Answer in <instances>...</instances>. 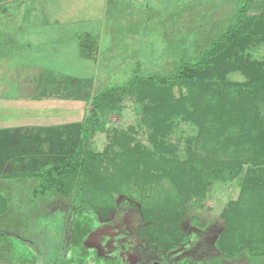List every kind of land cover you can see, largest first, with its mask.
Here are the masks:
<instances>
[{
    "label": "rangeland",
    "instance_id": "rangeland-1",
    "mask_svg": "<svg viewBox=\"0 0 264 264\" xmlns=\"http://www.w3.org/2000/svg\"><path fill=\"white\" fill-rule=\"evenodd\" d=\"M242 2L107 0L106 7L103 8V4L99 8L98 0L88 1L86 10L77 12L76 18L69 22L68 35L77 42L81 56L91 60L94 67L86 76L81 77L80 74L75 79L59 83V86L66 85L69 92L62 96L63 101H69L62 115L70 119L78 118L81 110L78 101H81L85 104L83 113L86 117L92 97L99 92L126 86L135 76H172L182 62H196L210 41L236 19L237 8ZM31 6V0H1V23L12 26L18 21L27 25L31 19ZM3 12L9 13L11 19L3 16ZM261 12H264V0H251L247 13L258 15ZM2 26L0 24V28ZM224 49L220 50L223 52L219 58L208 61V71H205L208 73H201V79L194 85L182 83L170 89H154L151 95H146V90L150 89L147 82L140 83L135 93L120 95L107 91L98 111L102 130L95 132L87 142L88 148L104 158H112L119 153L123 138L132 137L131 142L149 146V142L152 144L149 141L152 124L161 117V122L166 125L162 128L164 131H158L155 136L175 152L173 157L181 163L191 161V165L192 160L201 158L199 171L189 179L200 183L205 178L208 181L205 191H202V197L195 199L196 202L192 199L187 203L186 213L176 220L177 226L186 235L184 243L169 250L165 247L167 252H164L156 246L147 245L146 236L137 237L136 234L137 229L145 225L141 200L146 201L155 191L159 192L158 197L171 191L172 185L166 180H161L162 188L157 185L142 190L132 187L128 189V194H115L114 208L102 215L92 210L91 213L86 212L88 208H71L68 198L35 197L34 193L39 191V180L27 174L41 171L73 151L81 135V125L70 123L55 125L46 134L35 127L29 138L31 143L37 144L31 153H42L41 156H36L37 161L23 160L18 164L19 174L16 177L0 178V194L7 201L3 205L5 210H2L5 212H0V263L84 264V257L93 261L90 255L96 253L100 264H127L132 256L137 264H264V257H250L246 251L229 259L219 248L218 238L225 226L222 211L229 202L239 197L240 184L246 178L249 164L242 161L243 157L232 144H223L228 133L213 134L218 123L209 119L210 111L206 108L225 106L224 103L228 102L229 91L225 82L248 81V75L235 62L238 58L247 62H262L261 72L264 73V40H253L244 47L236 46L231 50ZM215 61L229 63V69L221 71ZM34 85L21 84L23 88ZM152 96H156L160 103L171 105L168 114L162 115L161 111L155 110L157 101ZM32 104L33 100L27 108L16 110L29 112ZM242 104L241 98L237 97L234 109ZM201 107L203 109L198 111L197 108ZM56 111L58 109L53 111V120L59 121L61 114ZM222 111L220 114L227 120L230 117L228 110L224 108ZM259 114H264V103ZM17 116L21 121V131L28 134L36 123V115L24 113ZM10 138L8 130L0 132L1 158L12 150L8 146ZM44 143L46 146H42ZM23 152L26 153V149ZM49 152L53 154L49 155ZM235 161L242 162V169L229 179ZM9 166L1 164L0 171L5 169V172L10 169ZM214 170L219 172L220 179L210 177ZM208 171H211L209 176ZM69 209L73 210L70 214ZM92 213L106 223L94 220L91 226L87 225ZM68 214L69 219L65 223L64 218ZM121 214L127 215L128 224L135 226L133 230H121L125 226L122 219L107 222L113 217L119 218ZM77 226H80L78 231ZM94 236L101 237L100 244H95ZM105 238H111L115 245L109 256L104 253Z\"/></svg>",
    "mask_w": 264,
    "mask_h": 264
},
{
    "label": "trees",
    "instance_id": "trees-1",
    "mask_svg": "<svg viewBox=\"0 0 264 264\" xmlns=\"http://www.w3.org/2000/svg\"><path fill=\"white\" fill-rule=\"evenodd\" d=\"M250 5L251 0H243L237 8L236 19L210 41L197 61L182 62L172 76H135L126 86H118L93 96L73 151L41 171L28 172L30 178L39 180V191L38 194L34 193L35 197L68 198L71 207L88 208L102 215L114 208L115 194H128V189L132 187L142 190L157 185L162 188L161 180H166L172 185L171 191L161 197H158L159 192L155 191L146 201L141 200V214L145 225L139 227L136 234L137 237L146 236L149 242L147 245L156 246V249H162L164 252L184 243L186 235L182 228L177 226L176 220L186 213V204L192 199L196 202L205 191L208 183L205 176L201 177L204 179L200 183L189 179L194 177V172L199 171L201 158L192 160L191 165V161L181 163L173 157L175 152L156 138L157 132L163 130L166 125L161 122V117L152 124L153 131L149 134L152 144L149 142V146L131 142L132 137L126 140L123 138L119 153L112 158H104L88 148L87 142L95 132L102 130L98 111L107 91L118 92L120 95L135 93L140 83L147 82L150 89L146 90V95H151L154 89H170L173 85L182 83L194 85L201 79V73H208L205 72L208 71V61L221 56L223 51L220 50H231L236 46L244 47L247 42L253 40H264V12L250 15L247 13ZM215 62L217 68L221 67V71L229 69V63ZM235 62L238 68L248 75V81L235 84L225 82L229 91L228 102H231L226 101V107L206 108L210 111L209 119L218 123L213 134L228 133L223 144H232L235 151L243 157L242 161L249 164L246 178L240 184L239 197L229 202L222 211L225 226L218 238L219 248L229 259L236 258L245 251L250 257L259 258L264 257V114H259L264 103V73L261 72L262 62H247L241 57ZM152 97L157 101L155 110L161 111L162 115L168 114L171 105L160 103L156 96ZM237 97L241 98L243 104L234 109ZM224 108L230 114L227 120L220 114ZM197 109L199 111L203 108ZM232 165L229 179L242 169V162L235 161ZM210 172H207L208 176ZM217 173L219 172L216 170L212 171L213 176L210 177L220 179ZM5 203L7 204L6 198L0 194V212H5L2 211L5 210Z\"/></svg>",
    "mask_w": 264,
    "mask_h": 264
},
{
    "label": "crops",
    "instance_id": "crops-1",
    "mask_svg": "<svg viewBox=\"0 0 264 264\" xmlns=\"http://www.w3.org/2000/svg\"><path fill=\"white\" fill-rule=\"evenodd\" d=\"M88 1L92 0H31L32 13L27 25L17 21L7 26L0 21L4 25L0 28V132L8 130L11 133L8 146L12 148L6 157H0V165L10 164V169L0 171V178L16 177L19 174L18 164L23 160L37 161L36 156H41L42 153H31L37 144L31 143L29 138L35 127L46 134L55 125H81L84 120L85 104L81 101H78L81 109L78 118L70 119L62 115L63 108L69 104V101H63L62 96L69 92L66 85L59 86V83L75 79L80 74L81 77L86 76L94 67L91 60L81 56L77 42L68 35L69 22L76 18L77 12L86 10ZM98 2L99 8L103 4V8L106 7L107 0ZM2 15L11 19L9 13L3 12ZM28 83L35 85L29 89L21 86ZM31 100L33 104L29 112H17L16 109L27 108ZM54 109L61 114L59 121L53 120ZM24 113L36 115V123L28 134L19 127L21 121L17 115ZM51 154L53 152H49ZM92 263L88 258L85 260V264Z\"/></svg>",
    "mask_w": 264,
    "mask_h": 264
},
{
    "label": "flooded vegetation",
    "instance_id": "flooded-vegetation-1",
    "mask_svg": "<svg viewBox=\"0 0 264 264\" xmlns=\"http://www.w3.org/2000/svg\"><path fill=\"white\" fill-rule=\"evenodd\" d=\"M72 208V207H71ZM70 211H73V210H70L69 209V214L71 213ZM82 212H84L85 213V211H82ZM86 212H90L91 213V211L90 210H88V211H86ZM129 213V212H128ZM69 214H68V216L66 215V217L64 218V221H65V223L68 221V219H69ZM81 214V213H80ZM81 218V217H80ZM123 220L124 221V223H125V226L124 227H122V229L121 230H124L125 228H126V230H133L134 228H135V226H133V224L131 223V224H128L129 223V221L130 220H128L127 221V215H123V214H121V216L119 217V218H116V217H113V218H111L110 220H108L107 222H109V221H117V220ZM94 220H98L99 222H102V223H106L105 221H102V220H99V219H97L95 216H94V214L92 213V215H90V217H89V219H88V224L87 225H89L90 224V226H91V224H92V222L94 221ZM80 225V224H79ZM79 227L80 226H77V231H78V229H79ZM128 227V228H127ZM125 230V231H126ZM94 238V242H95V244H100V242H101V240H100V236H97V237H93ZM112 238V237H111ZM111 238H109V239H107V238H105V240H106V242H103V243H105L106 245H105V251H104V253L106 254V255H108L109 256V254L114 250V248H115V245H114V242L112 241V239ZM87 255V254H86ZM98 256V254H96V253H94V254H91L90 255V257H91V259L93 260L92 262V264H100L99 263V258L97 257ZM86 260L87 259V257H84L83 258V260ZM89 259V258H88ZM85 260H84V264H85ZM128 262H127V264H133L132 263V261L134 262V264H137L138 262H137V260L132 256V259H131V261L130 260H127ZM0 264H5V263H0ZM37 264V263H36Z\"/></svg>",
    "mask_w": 264,
    "mask_h": 264
}]
</instances>
